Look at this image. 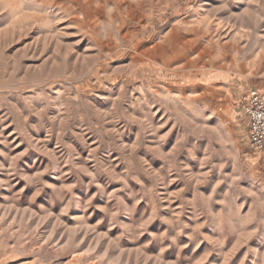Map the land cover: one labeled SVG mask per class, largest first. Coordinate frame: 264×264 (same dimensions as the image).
Listing matches in <instances>:
<instances>
[{"label":"rangeland","instance_id":"374dc122","mask_svg":"<svg viewBox=\"0 0 264 264\" xmlns=\"http://www.w3.org/2000/svg\"><path fill=\"white\" fill-rule=\"evenodd\" d=\"M251 88L264 0H0V264H264Z\"/></svg>","mask_w":264,"mask_h":264},{"label":"built area","instance_id":"2783aa9c","mask_svg":"<svg viewBox=\"0 0 264 264\" xmlns=\"http://www.w3.org/2000/svg\"><path fill=\"white\" fill-rule=\"evenodd\" d=\"M239 106L246 125V142L251 153L264 154V90H245L239 99Z\"/></svg>","mask_w":264,"mask_h":264},{"label":"bare ground","instance_id":"6f19581e","mask_svg":"<svg viewBox=\"0 0 264 264\" xmlns=\"http://www.w3.org/2000/svg\"><path fill=\"white\" fill-rule=\"evenodd\" d=\"M231 27H232V26H231ZM14 28H15V27H14ZM227 29H228V28H227ZM229 30H230V29H229ZM226 31H227V30H226ZM241 32H242V30H241ZM241 32H239V33L241 34V36H243L245 33L243 34V33H241ZM195 54H196V53H195Z\"/></svg>","mask_w":264,"mask_h":264}]
</instances>
